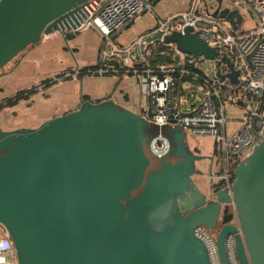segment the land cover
Instances as JSON below:
<instances>
[{"label": "water", "instance_id": "obj_1", "mask_svg": "<svg viewBox=\"0 0 264 264\" xmlns=\"http://www.w3.org/2000/svg\"><path fill=\"white\" fill-rule=\"evenodd\" d=\"M90 2L0 0V73L78 24ZM220 13L232 30L241 24L237 8ZM162 41L207 59L218 53L191 27ZM151 124L113 98H81L37 127L0 126V225L17 264H211L198 226L215 230L223 264L230 234L239 264H264V133L234 169L230 195L210 181L201 189L194 164L202 156L189 153L181 125L157 127L170 149L153 154Z\"/></svg>", "mask_w": 264, "mask_h": 264}, {"label": "built area", "instance_id": "obj_2", "mask_svg": "<svg viewBox=\"0 0 264 264\" xmlns=\"http://www.w3.org/2000/svg\"><path fill=\"white\" fill-rule=\"evenodd\" d=\"M155 1L92 0L79 14L78 24L63 29L61 34L70 46L69 37L80 31L93 29L98 33L103 43L96 66L88 70L99 75L134 76L140 91L141 117L158 128L179 124L192 136L212 138L207 176L211 185L222 182L220 188H227L231 195L234 169L264 133V0H228L235 4L232 8L241 6L249 13L252 24L247 28L240 24L232 30L227 21L209 13L206 0H189L185 10L159 18L136 39L125 44L116 42V35L137 15L151 10ZM185 27H191L192 32L217 50L214 59L181 52L174 43L162 41L165 35L181 32ZM223 56L230 60L232 68L222 60ZM157 57L172 61H157ZM232 71L237 72L235 81L228 77ZM188 80L199 82L204 91L195 93L202 95L187 110L184 95L192 93ZM227 105L242 113L232 130L227 129ZM169 146L168 139L160 132L149 144L157 156L166 154ZM231 209L235 213L233 204ZM194 234L204 243L211 264H223L215 242L216 233L198 226ZM234 242V236L228 235L225 240L228 264H239ZM0 264H17L14 245L1 228Z\"/></svg>", "mask_w": 264, "mask_h": 264}, {"label": "rangeland", "instance_id": "obj_3", "mask_svg": "<svg viewBox=\"0 0 264 264\" xmlns=\"http://www.w3.org/2000/svg\"><path fill=\"white\" fill-rule=\"evenodd\" d=\"M186 2L187 0H157L151 10L137 15L134 21L116 36V42L123 43L135 38L154 26L158 18L163 19L170 14L182 11ZM206 3L209 13L222 19L224 17L220 11L231 9L235 5L228 0H206ZM236 8L242 16L241 27L251 26L252 21L249 13L241 6ZM64 37L61 34L46 35L39 43L11 61L14 65L9 71L0 74V102L15 95L16 92L32 88L35 90L27 98L20 99L14 105L9 106L7 111H0L1 127L24 120L38 121L45 115L55 112L63 113L64 110L72 108L75 102L79 101L81 95L86 93L91 95L94 91L100 92L112 86H120L131 91V93H135L132 99H138L139 93L136 92L138 85L132 76L128 75L121 81L116 80L112 75H93L84 72L79 76L84 67H92L99 57L100 46L103 42L95 30L85 29L78 32L75 37H69L72 39L73 46L67 45ZM67 73L69 75H66ZM188 82L192 90L189 99L192 100L195 98L196 92L204 91V87L202 88V85L197 81L188 80ZM118 93H120L119 90ZM128 105L133 107L132 103ZM226 114L229 118L227 129L236 128L242 118L241 111L233 105H227ZM174 125L181 127L179 124H170L168 127ZM151 126L155 128L154 133L159 132L157 127L152 124ZM166 130L164 127L161 131L165 134ZM182 131L189 153L194 156H202L194 164V167L199 170L195 178L201 189L206 192L210 188L207 173L211 164L213 139L206 136H192L185 130ZM214 169L215 166H213ZM0 228L4 231L1 225Z\"/></svg>", "mask_w": 264, "mask_h": 264}, {"label": "crops", "instance_id": "obj_4", "mask_svg": "<svg viewBox=\"0 0 264 264\" xmlns=\"http://www.w3.org/2000/svg\"><path fill=\"white\" fill-rule=\"evenodd\" d=\"M156 2V1H155ZM188 4H189V0H187V2L185 3V5L183 6V8L181 9L182 11L183 10H185L186 8H187V6H188ZM179 12H181V11H179ZM179 12H177V13H179ZM176 13V14H177ZM140 14H142V13H140ZM172 15H175V14H170L169 16H172ZM169 16H167V17H169ZM166 18V17H165ZM159 19V18H158ZM158 19H157V21H158ZM134 21V20H133ZM133 21H131L130 22V24L133 22ZM157 23V22H156ZM155 23V24H156ZM130 24H128L127 26H125L117 35H119V34H121L122 32H123V30L125 29V28H127ZM153 27V26H152ZM150 29V28H149ZM148 30V29H147ZM146 30V31H147ZM145 32V31H144ZM77 35V33L75 34V35H73V37H75ZM116 35V36H117ZM140 35V34H139ZM139 35H137L135 38H133V39H131V40H129V41H127V42H123V43H121V42H119V43H121V44H125V43H128V42H130V41H132V40H134V39H136ZM116 38V37H115ZM69 40V43H71V45L70 46H73L72 44H73V42H72V39L70 38V39H68ZM115 41H116V39H115ZM68 45V44H67ZM97 59H98V57H97ZM16 61V60H15ZM14 61V62H15ZM96 64H97V60H96V62H95ZM95 63H94V65L92 66V67H88V68H86L85 69V74H93V73H90V71L89 70H91L93 67H95ZM14 65V63H10V67H9V69H11L12 68V66ZM85 68V67H84ZM9 69L7 70V71H9ZM89 69V70H88ZM7 71H4V72H2V73H0V74H3V73H5V72H7ZM84 72H82V74H83ZM93 75H99V74H93ZM104 75H107V76H110V75H112L113 77H115L116 78V80H122L123 78H125L126 76H132V75H130V74H127V75H122V76H119V75H113V74H104ZM103 75V76H104ZM79 76H81V74L79 73ZM133 78H134V81H135V83H137V80H136V78L134 77V76H132ZM137 85H138V83H137ZM119 88V89H118ZM118 90L120 91V93H118ZM136 92H138L139 93V95H138V99L137 100H133L132 98H134V96H135V93H131V91H128V90H125V89H123V87H120V86H115V87H111V88H108V89H104L103 91H100V92H97V91H94V92H92L93 94H89V93H86L85 95H81L80 96V99L83 97V96H87V98L89 99V100H93V101H100V100H103V99H106V98H113L117 103H119V104H121V105H123V106H125V107H127V108H129L130 110H132V111H134V112H137V113H139V100H140V91H139V87H137L136 88ZM134 94V95H133ZM132 95H133V97H132ZM196 95H198V96H196ZM195 96V98L192 100V101H190L189 100V96L190 95H184V98L186 99V100H184L185 101V103H184V106H185V109H191L192 107H194L195 105H196V103L198 102V100L200 99V97H201V95L202 94H196ZM80 99H79V101H77V102H75V104H74V106L72 107V108H70V109H68V110H64L63 111V113H65V112H68V111H71V110H74V109H76L78 106H79V102H80ZM130 103H132L133 105V107H130L131 105H128V104H130ZM7 108L8 107H5V108H3L2 110L3 111H7ZM63 113H57V112H55V113H52V114H47V115H45L44 117H42L41 119H39L38 121H32V119L31 120H24L23 122H13V123H10L9 125H7L6 127H3L2 126V128L3 129H13V128H17V127H21V126H25V127H37L39 124H41L44 120H46V119H48V118H51V117H53V116H56V115H60V114H63ZM214 145V144H213ZM209 169H210V167H209ZM209 171V170H208Z\"/></svg>", "mask_w": 264, "mask_h": 264}, {"label": "trees", "instance_id": "obj_5", "mask_svg": "<svg viewBox=\"0 0 264 264\" xmlns=\"http://www.w3.org/2000/svg\"><path fill=\"white\" fill-rule=\"evenodd\" d=\"M156 59H157V61H163L165 63H170L172 61L171 59H169L167 57H165V58L157 57ZM85 69L86 68H84V70L82 69L80 71V74H82V72H85ZM34 91H35L34 88H32V89L16 92L15 95H12L8 99H5L4 101L0 102V111L5 107H9V106L14 105L20 99L27 98L30 94L34 93ZM82 98L88 99L87 96H83ZM222 185H223L222 182H218L216 184H212V187L213 188H220Z\"/></svg>", "mask_w": 264, "mask_h": 264}, {"label": "flooded vegetation", "instance_id": "obj_6", "mask_svg": "<svg viewBox=\"0 0 264 264\" xmlns=\"http://www.w3.org/2000/svg\"><path fill=\"white\" fill-rule=\"evenodd\" d=\"M212 231V230H211ZM212 232H215V230H213ZM216 233V232H215Z\"/></svg>", "mask_w": 264, "mask_h": 264}]
</instances>
